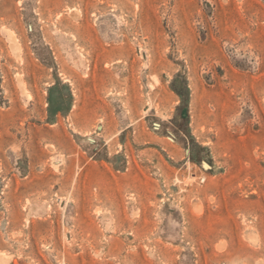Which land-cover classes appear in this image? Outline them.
Returning <instances> with one entry per match:
<instances>
[{
	"label": "rangeland",
	"instance_id": "374dc122",
	"mask_svg": "<svg viewBox=\"0 0 264 264\" xmlns=\"http://www.w3.org/2000/svg\"><path fill=\"white\" fill-rule=\"evenodd\" d=\"M0 264H264V0H0Z\"/></svg>",
	"mask_w": 264,
	"mask_h": 264
}]
</instances>
